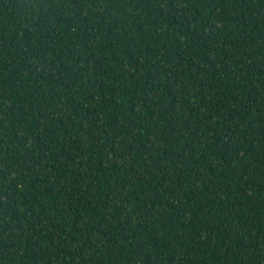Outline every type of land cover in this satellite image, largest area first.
<instances>
[{"label":"trees","instance_id":"obj_1","mask_svg":"<svg viewBox=\"0 0 264 264\" xmlns=\"http://www.w3.org/2000/svg\"><path fill=\"white\" fill-rule=\"evenodd\" d=\"M0 264H264V0H0Z\"/></svg>","mask_w":264,"mask_h":264}]
</instances>
